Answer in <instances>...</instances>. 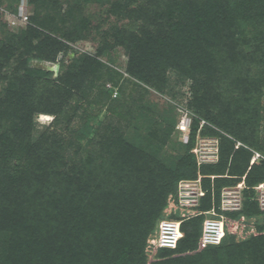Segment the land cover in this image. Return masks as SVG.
<instances>
[{
    "label": "trees",
    "instance_id": "obj_1",
    "mask_svg": "<svg viewBox=\"0 0 264 264\" xmlns=\"http://www.w3.org/2000/svg\"><path fill=\"white\" fill-rule=\"evenodd\" d=\"M20 1L0 8L17 14ZM26 1L28 22L16 30L0 10V264H148L165 216L181 220L182 236L150 264H264L255 196L264 184V0ZM94 37V53L67 58ZM117 48L123 71L109 64ZM34 61L59 63L57 74ZM171 76L191 82L194 115L183 153L165 162L155 143L175 120L151 117L142 97L147 87L171 92ZM35 115L54 119L35 134ZM197 135L218 139L215 162L197 165ZM254 152L262 157L251 163ZM199 175L198 214L166 215L178 182ZM241 181V208L222 211L220 191ZM212 207L215 217L255 218L257 233H226L198 250Z\"/></svg>",
    "mask_w": 264,
    "mask_h": 264
},
{
    "label": "rangeland",
    "instance_id": "obj_2",
    "mask_svg": "<svg viewBox=\"0 0 264 264\" xmlns=\"http://www.w3.org/2000/svg\"><path fill=\"white\" fill-rule=\"evenodd\" d=\"M19 8L23 10L24 14H28L31 12V7L28 6L26 0H21L19 4ZM19 8L17 14L10 13L9 11L5 10L4 8H0L2 18L5 22L8 23L9 27L12 30H16L19 27L24 26L28 22V18L26 23H24L21 20V17L19 16ZM87 12L91 14H99L98 7L96 5H91L87 8ZM96 15V17H98ZM113 19V18H112ZM96 18L93 19V23H95ZM15 22V23H14ZM98 38H88L79 42H76L72 45V51L69 52L67 58L71 59L75 55L80 53H94L96 46H97ZM112 61L109 62L106 58H103L102 61L109 62L113 67L118 69L119 71H123L125 67L126 62V56L124 55V52L121 48H117L112 51ZM61 54L58 56V59L61 58ZM48 63V62H47ZM51 65H55L57 63H50ZM59 64V63H58ZM59 69V67H58ZM175 79L173 76H171V79L169 81V86L172 87L171 92H160L153 87H147V92L143 94L142 100L144 103L148 104L150 107L149 114L151 117L155 119H160L162 116L167 117V120L172 117L175 120L174 129L171 132V134L166 137V141L163 144L155 143L156 146V152L157 156L165 161L170 162L177 156H181L183 153V144L187 142V138L189 136V126L192 120V117L194 113L187 107L186 103L188 99L190 98V81L185 80V82H175ZM132 92V97L136 98L138 96V92L136 89H131L130 87L126 90V93ZM264 102V100H263ZM41 116L35 115L34 122H35V134L44 129L46 126H48L54 119L53 115H49L47 120L41 121L39 120ZM166 122H163V127H166ZM204 121L201 120V124H203ZM138 134L146 135L147 130L140 128L138 129ZM195 144L193 147H195L194 154L196 158L197 165H200L202 163H213L215 162L214 159H216V156L218 158V139L216 137L211 136H201L197 135L195 138ZM258 153L259 152H254ZM260 158V157H259ZM258 160V158H257ZM200 162V163H199ZM183 180V179H182ZM192 186V185H191ZM230 188V197H240V200L242 202V188L236 189L235 187H227ZM177 192V189H176ZM255 196L258 201L260 209L264 210V185L262 188H255ZM220 200H221V193H220ZM172 209L168 206L167 212ZM221 209V208H220ZM222 210V209H221ZM173 211V210H172ZM184 211V210H183ZM181 210H177V214L180 215L183 213ZM222 211H230V210H222ZM172 213V212H171ZM211 217V216H209ZM208 217V218H209ZM168 218V217H164ZM225 223H226V233L233 234L236 239H245L249 235L256 234V226L255 223L257 221L255 218H245V216L241 215L238 218H229L224 217ZM258 221H261V218L258 219ZM148 253H149V260L148 264L154 259V256L156 254L157 250L149 249L148 245L146 247ZM198 249V248H197ZM199 250V249H198Z\"/></svg>",
    "mask_w": 264,
    "mask_h": 264
},
{
    "label": "built area",
    "instance_id": "obj_3",
    "mask_svg": "<svg viewBox=\"0 0 264 264\" xmlns=\"http://www.w3.org/2000/svg\"><path fill=\"white\" fill-rule=\"evenodd\" d=\"M19 16L21 17V20L26 23L27 14H24L23 10H21L20 8ZM115 94L116 90L113 91V96H115ZM194 149L195 147L192 148L193 152ZM259 157L262 156L258 153H254L251 159V163ZM215 160H217V156L214 161ZM200 179L201 175H199L195 180L183 179L178 182L175 199H169L168 206L172 209L167 212V206L165 209L166 215L170 214L171 212L176 213L177 210H184L183 213L179 215L181 218H188L198 214V212L195 211L193 207L197 205L199 198L205 194V190L202 187ZM263 185L264 184L261 183L255 188H262ZM243 186V181H241L235 186V188L240 189ZM229 190L230 188L224 187L220 191L221 200L219 206L222 210H239L241 208L240 197H230L231 192ZM206 213H208V215L211 217L208 218L207 216L202 221L201 234L197 245L198 249L204 248L208 245L219 244L226 234V223L224 218L225 216H213L215 215V210L213 207L209 211H206ZM180 223V219L177 220L169 217H163L162 219H159V222L155 227L153 235L148 240L149 249L157 250L158 248H175L178 244L180 237L182 236Z\"/></svg>",
    "mask_w": 264,
    "mask_h": 264
},
{
    "label": "water",
    "instance_id": "obj_4",
    "mask_svg": "<svg viewBox=\"0 0 264 264\" xmlns=\"http://www.w3.org/2000/svg\"><path fill=\"white\" fill-rule=\"evenodd\" d=\"M73 52V50H71ZM34 66L36 67H39V68H42V69H46V70H53L55 72V74H57L58 72V67H59V64H55V65H51L50 63H47V62H38V61H34L33 62Z\"/></svg>",
    "mask_w": 264,
    "mask_h": 264
}]
</instances>
